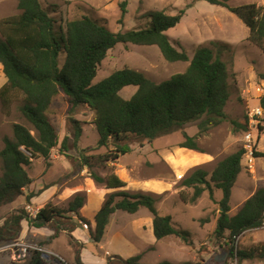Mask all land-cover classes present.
Wrapping results in <instances>:
<instances>
[{
	"label": "trees",
	"instance_id": "16d2710c",
	"mask_svg": "<svg viewBox=\"0 0 264 264\" xmlns=\"http://www.w3.org/2000/svg\"><path fill=\"white\" fill-rule=\"evenodd\" d=\"M206 1L237 14L249 29L248 39L264 51V5L247 3L233 6L229 4L230 0ZM17 3L20 13L0 20V63L7 78L0 87V99L7 103L13 92H20L23 96L21 111L32 127L14 123L13 137L3 138L4 147L0 150L3 168L0 208L21 196L24 188L33 182L28 167L34 160L42 157L50 162L54 148L60 146L61 151L69 148L71 138L66 135L59 144L58 128L49 116V110L60 94L70 104L71 111L88 106L94 112L92 123L96 126L99 140L96 147L90 149L105 147L107 152L97 157L104 161L115 162L121 155L130 152L132 143L136 141H154L197 120L199 134L190 136L183 132L184 140L178 146L202 150L197 142L198 136L228 118L224 110L230 98L231 73L227 62L210 46H200L190 59L186 50L177 48L167 34L170 28L180 23L185 9L174 15L155 10L148 14L147 26L115 32L88 15L59 24L53 15L59 12L55 4L49 11L40 0H17ZM126 6L127 0L122 1V17L126 14ZM119 43L156 45L165 60L189 61V65L183 72L175 73L162 82H155L142 71L124 67L94 83L101 62L108 51ZM61 54L64 55L63 62ZM130 85L137 86V91L130 98H124L120 92ZM261 104L264 108V97ZM71 122L73 146L78 147L82 134L81 121L72 118ZM259 128L264 131L263 125ZM90 149L80 151L84 156L83 164L90 168V176L108 188L125 186L126 182L117 174L112 172L103 177L93 170L91 160L96 156L83 153ZM245 153L246 149L242 147L219 160L209 179L205 169L196 168L182 180L183 186L194 190L189 198L191 203L207 190L213 199L211 184L222 190L219 205L223 210L219 213L215 233L219 239L226 238L230 255L234 256L236 252L240 263L264 260V245L250 250L235 249L238 237L247 230L260 227L264 221V186L258 188L235 214L229 213L233 188L242 171ZM253 154L264 156V153L255 150ZM85 199L84 194L78 193L66 207L49 202L35 218H29L30 222L35 227L50 226L56 232H71L76 226L73 215L88 223L79 214ZM156 202L155 196L143 192L118 191L109 194L95 216L92 238L96 242L102 240L116 210L135 213L142 206L153 215L157 239L170 235L181 237L183 231L174 225L171 215L159 212ZM28 217L25 209H16L5 222L0 223V246L18 238L21 221ZM141 258L140 254L120 259L123 264H148ZM45 262L41 252L31 250L27 264ZM158 264L173 263L162 261Z\"/></svg>",
	"mask_w": 264,
	"mask_h": 264
},
{
	"label": "rangeland",
	"instance_id": "374dc122",
	"mask_svg": "<svg viewBox=\"0 0 264 264\" xmlns=\"http://www.w3.org/2000/svg\"><path fill=\"white\" fill-rule=\"evenodd\" d=\"M40 1L43 7L49 11L52 9V4L58 6L59 12L53 13V15H55L59 24H64L66 20L74 17L88 15L98 19L115 32L147 26L149 22L147 16L155 10H163L167 14L174 15L181 9H185L180 23L167 31V34L174 42L173 44L179 49L183 48L186 50L190 59L200 46H210L214 48L216 54L227 62L231 73L230 98L224 108L228 118L220 125L204 133L201 139V145L205 146L202 148V151L207 150L214 154L216 153L217 160H221L239 148L244 147L246 149V153L242 159L243 168L233 188L229 213L231 215L235 214L247 198L259 187L264 186V156L255 157L251 154L253 149L264 153V131L259 128L260 125L264 126V114L257 116L255 122L251 121L249 115L250 108L258 105L260 102L255 91V85L261 79H264V51L260 46L248 39L250 34L249 29L237 14L232 13L223 6L212 4L206 0H127V11L123 17L121 2L124 0ZM71 3L74 4L72 5ZM247 3L264 5V0L229 1V4L233 6ZM19 13L17 0H0V20ZM213 42L217 44H212ZM60 57L63 62L64 55L61 54ZM188 65L189 61L170 62L165 60L159 47L156 45H135L131 43L125 45L119 43L108 51L107 56L99 66L97 76L93 82H98L117 69L124 67L142 71L155 82H162L169 79L175 73L183 72ZM6 80L3 66L0 63V87ZM136 91L137 86L130 85L123 88L120 94L124 98H130ZM22 103L23 96L17 91L12 93L7 103H3L0 99V150L4 147V136L13 137L14 123H23L30 128L32 127L21 111ZM84 107L86 106L75 108V110L71 111L70 104L60 94L49 110V116L56 127L61 130L63 127L66 129L65 126H67L66 131H70L69 137L71 140L68 144L70 148L77 147L73 146V124L71 119L74 118L81 121V127L86 119H94V116ZM198 122L197 120L187 123L181 130L157 138L152 142L153 147L155 149L171 148L174 152H179L178 142L179 139L184 140L183 132H187L188 135L193 136L199 131ZM32 132L36 134L35 131ZM249 132L252 134L250 142L246 138ZM148 142L150 141H136L131 146L139 148L140 145L147 144ZM96 145L91 144L86 148H94ZM111 148L113 147L111 146ZM105 151L107 152L105 147H99L83 153H95L96 158L91 161L96 165L102 166L104 161H101V158L97 157L104 155ZM181 151L183 152L179 153L183 155L189 152L187 150ZM103 152L105 153L103 154ZM88 156L91 155L89 154ZM82 157L84 160V156ZM46 164H50V162L46 161ZM215 164L217 165L216 161L212 165L187 166L190 170L185 176L190 175L196 168L203 167L209 173L207 176L209 179L214 166H216ZM148 166H151V164H148ZM161 170L168 180L174 178L177 181L176 188L179 194L176 198L169 197L163 203L161 202L160 213L172 215L174 225L183 231V235L181 237L171 235V237L160 240L158 245L155 246V251L148 253L147 260L150 262L167 260L174 264H182L184 262H191L192 264H232L234 256L230 255V245L226 242V238L219 239L215 233L217 227L215 226L214 215H219L220 205L205 207L204 200L199 206H196L195 203L202 196L196 202L191 203L189 201L194 190L192 188L191 190L187 189V187L185 188L182 185V180L185 178V176L182 179V176L180 177L182 171L178 170V172L176 169L174 175H171L170 170L165 164H162ZM2 174L3 168L0 161V177ZM211 185L213 197L216 191L222 194V190H218L213 184ZM209 195V193L206 194V196ZM7 206L5 205L0 208V219L9 213L7 212ZM22 208L24 209V207ZM8 218L6 217L2 223ZM74 220L82 225L75 216ZM142 231L143 239L147 240L146 231ZM212 232L213 234H211ZM173 240L178 241L179 244ZM261 245H264V229H250L237 239L235 249L250 250ZM181 246L184 248H181ZM120 258H123L122 254L114 255L113 258H110L108 264H123ZM237 264H264V260L253 259L240 263L238 257Z\"/></svg>",
	"mask_w": 264,
	"mask_h": 264
},
{
	"label": "crops",
	"instance_id": "0c3cea01",
	"mask_svg": "<svg viewBox=\"0 0 264 264\" xmlns=\"http://www.w3.org/2000/svg\"><path fill=\"white\" fill-rule=\"evenodd\" d=\"M71 4L73 5L74 3ZM84 108H87L90 114L94 116V112L88 106ZM92 121V119H86L84 124L82 123V134L79 138L78 147H69L62 151L60 146L54 148L51 152L50 164H46V160L42 157L32 162L28 167V172L33 178V182L29 187L24 188L21 196L11 203L5 204L8 205L6 207L8 208L7 212L11 214L8 213L7 216L1 218L0 223H2L6 217H10L16 209L25 207L26 204H32L42 208L47 203L54 202L57 205L66 207L76 194L82 193L85 195L86 199L83 206L79 209V214L88 221L90 226L89 229H85L74 220L76 226L71 232H66V230L56 232V229L50 226H33L28 217L21 221V231L18 239L55 251L71 264H78V261L81 264H108L110 258H113L114 255L121 254L123 258L141 254V261L144 263H160L148 261V253L154 252L158 242L162 239L171 237V235L162 239H157L155 237L153 215L148 208L142 206L135 213L116 210L110 218L104 237L99 242L94 241L91 235V231L94 230L96 226L95 216L97 212L102 207L107 196L118 191L152 194L157 198L156 206L160 212L161 202L163 203L169 197L176 198L179 194L176 188L177 181H175L174 178L168 180L164 176L161 170L162 164H165L170 170L171 175H174L176 169L177 171H182L180 175L182 179L185 174H188L190 166L212 165L215 161L218 163L219 160L216 159L217 154L207 150L202 151L179 146V152H183L181 150H187L189 152L183 155L178 151L174 152L171 148L155 149L152 142L156 139L147 144L140 145L139 148H134L132 146L130 152L121 155L115 162L101 160L104 161L102 166L93 163V170L99 175L104 177L113 172L126 182V185L123 187L108 188L105 184L97 183L90 176V168L87 164H83V157L80 152L81 149H85L91 144H97L99 140V134ZM64 122L66 123L65 120ZM65 127L66 129L63 127L61 130L58 128L59 144L62 143L66 135H70V131H66L67 126ZM198 134L199 131L193 136ZM203 135L204 133L197 138L198 145L201 149L205 147L201 145ZM181 141L182 140L179 139V142ZM105 152H103V154ZM89 154L91 156H96L95 153L92 152ZM89 154L85 153V155ZM148 164H151V166H148ZM187 189L191 190V188L188 187ZM207 193L210 194L209 190L202 194V198L195 203L196 206H199L204 200L205 207H216L219 205L223 195L216 191L212 199L210 195L206 196ZM219 210L222 211L223 209L219 207ZM74 216L77 218L76 215H73V217ZM218 217L219 215H214L216 227ZM142 230L146 231L148 236L147 240L143 239V235L141 234L143 233ZM211 234H213V232ZM173 241L179 244L178 241ZM181 243L186 246L183 241H181ZM4 245L6 244L2 246ZM181 248L184 247L181 246ZM0 264L27 263L13 262L9 251H0Z\"/></svg>",
	"mask_w": 264,
	"mask_h": 264
},
{
	"label": "built area",
	"instance_id": "2783aa9c",
	"mask_svg": "<svg viewBox=\"0 0 264 264\" xmlns=\"http://www.w3.org/2000/svg\"><path fill=\"white\" fill-rule=\"evenodd\" d=\"M255 91L257 96L260 99V102L258 105L251 107L250 111H249V115L251 117V121L255 122L256 121V117L263 115L264 114V108L261 104V99L262 97H264V80H261L260 82H258L255 86ZM246 138L248 139V141L250 142L252 140V134L251 132H249L246 135ZM255 149H253L251 151V154L254 156L253 151ZM24 209L26 210L29 218H35L40 211V207H36L32 204H26ZM82 226L85 229H89V224L83 221H80ZM258 228H263L264 229V221L262 223V225ZM257 229V228H255ZM239 238V237H238ZM31 250H36L42 253L44 259H45V264H71L70 262H68L63 256H61L60 254H58L55 251H52L50 249L44 248L42 246H38L35 245L33 243L27 242L25 240H20V239H15L13 242L8 243L2 247H0V251H9L11 252V259L13 262H17V263H24L28 261L29 255ZM237 253L235 252L234 255V262L232 264H237Z\"/></svg>",
	"mask_w": 264,
	"mask_h": 264
}]
</instances>
